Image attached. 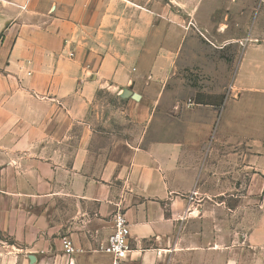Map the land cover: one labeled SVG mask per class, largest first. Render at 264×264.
Returning <instances> with one entry per match:
<instances>
[{
  "label": "crops",
  "instance_id": "1",
  "mask_svg": "<svg viewBox=\"0 0 264 264\" xmlns=\"http://www.w3.org/2000/svg\"><path fill=\"white\" fill-rule=\"evenodd\" d=\"M171 14L0 0V264H112L117 210L124 264H264V42L201 50Z\"/></svg>",
  "mask_w": 264,
  "mask_h": 264
},
{
  "label": "rangeland",
  "instance_id": "2",
  "mask_svg": "<svg viewBox=\"0 0 264 264\" xmlns=\"http://www.w3.org/2000/svg\"><path fill=\"white\" fill-rule=\"evenodd\" d=\"M155 1L162 7H170L172 17L187 25L191 34L198 38L201 50L205 47H222L226 48L223 54L229 55V50H241L251 42H264V0ZM222 58L228 57L222 56ZM231 58L235 57L231 56ZM186 78L195 88L202 87L200 83L202 79L196 73L189 72ZM123 107V103L109 92L98 95L97 112L100 117L113 119V124H110L109 128L117 129L120 133L132 132L134 128L127 120L121 123L116 118L115 109Z\"/></svg>",
  "mask_w": 264,
  "mask_h": 264
},
{
  "label": "built area",
  "instance_id": "3",
  "mask_svg": "<svg viewBox=\"0 0 264 264\" xmlns=\"http://www.w3.org/2000/svg\"><path fill=\"white\" fill-rule=\"evenodd\" d=\"M196 198L197 193L192 192V194L188 197L190 206L196 202ZM129 237V223L126 215L122 210H117L113 215V233L109 237L106 246L101 248V251L112 256V264H124L127 260L131 252ZM62 245L64 252L67 255L79 252V250H77L73 245V242L67 237L62 239Z\"/></svg>",
  "mask_w": 264,
  "mask_h": 264
},
{
  "label": "water",
  "instance_id": "4",
  "mask_svg": "<svg viewBox=\"0 0 264 264\" xmlns=\"http://www.w3.org/2000/svg\"><path fill=\"white\" fill-rule=\"evenodd\" d=\"M130 96H132V92L130 90H127L124 98H129Z\"/></svg>",
  "mask_w": 264,
  "mask_h": 264
}]
</instances>
